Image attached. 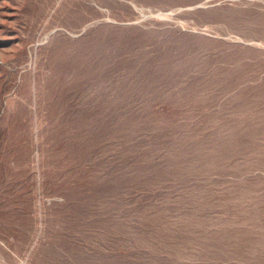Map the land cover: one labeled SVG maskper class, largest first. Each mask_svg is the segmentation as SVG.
<instances>
[{"label":"rangeland","instance_id":"rangeland-1","mask_svg":"<svg viewBox=\"0 0 264 264\" xmlns=\"http://www.w3.org/2000/svg\"><path fill=\"white\" fill-rule=\"evenodd\" d=\"M0 264H264V0H0Z\"/></svg>","mask_w":264,"mask_h":264}]
</instances>
